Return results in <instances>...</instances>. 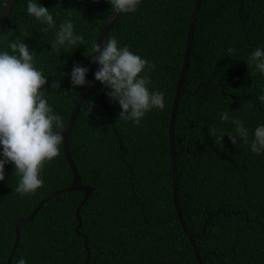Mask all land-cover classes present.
Masks as SVG:
<instances>
[{"label": "trees", "instance_id": "16d2710c", "mask_svg": "<svg viewBox=\"0 0 264 264\" xmlns=\"http://www.w3.org/2000/svg\"><path fill=\"white\" fill-rule=\"evenodd\" d=\"M194 1L142 0L135 12L122 13L114 22L105 43L114 36L119 47L128 46L155 65V71L148 72L149 89L164 93L165 108L152 109L135 125L119 118V103L97 82L69 134L82 184L93 186L80 210L82 234L76 231V209L85 192L61 193L21 225L11 264L21 258L26 264H85L88 253L87 264H198L173 200L169 139ZM35 2L49 9L56 27L45 31L46 24L28 15V0H16L0 32V51L12 54L9 43L16 39L33 51L34 66L48 81L42 89L45 98L62 116L63 128L86 86H72L73 65L87 67L89 81L96 64L93 45L114 9L110 0ZM4 3L0 0V14ZM67 19L84 44L66 45L58 52L51 44ZM230 47L235 49L231 55ZM257 48H264V0H202L186 92L175 122L178 200L202 264H264V153L250 150L256 127L264 125V105L259 101L264 74L247 63ZM201 81L207 88L202 84L193 94ZM88 104L94 107L87 114ZM221 112H228V121L220 119ZM233 117L248 128V143L239 137L237 145L229 140L226 132L234 131ZM59 147V156L45 163L43 186L34 194L14 191L20 177L12 163L5 164V179L0 181V264H7L15 222L48 194L72 183L63 143Z\"/></svg>", "mask_w": 264, "mask_h": 264}, {"label": "clouds", "instance_id": "9594fccd", "mask_svg": "<svg viewBox=\"0 0 264 264\" xmlns=\"http://www.w3.org/2000/svg\"><path fill=\"white\" fill-rule=\"evenodd\" d=\"M139 3L140 0H110L114 13L135 12ZM27 13L46 24L45 31L56 27L49 9L35 0H28ZM79 44H84V37L75 33L73 22L67 19L60 24L51 45L59 52L66 45L74 48ZM9 47L12 54L0 51V155L3 157L0 159V181L5 179V164L12 163L20 177L14 191L24 196L34 194L43 186L41 172L45 163L60 154L63 137L54 127L62 128V116L54 112L45 98L42 89L48 81L34 66L33 51L19 39L10 41ZM227 52L231 55L235 49L230 47ZM92 60L100 65L94 73L95 79L110 89L107 95L121 107L119 118L139 125L147 112L164 110V93L149 89L152 80L148 72L155 71L153 63L130 51L128 46L119 47L114 36L102 45H93ZM247 63L264 74V48L253 51ZM88 71L87 67L73 65L70 76L74 88L88 84ZM56 86L53 82L52 87ZM259 101L264 105V95ZM92 107L94 105L88 104L87 114ZM220 119L228 121V112H221ZM231 122L234 131L226 132L231 143L237 145V137L248 143L249 131L243 121L233 117ZM210 132L215 137V129L210 128ZM224 135L219 139L223 140ZM250 150L258 155L264 153V125L256 127ZM18 264H26V261L21 258Z\"/></svg>", "mask_w": 264, "mask_h": 264}, {"label": "water", "instance_id": "95a60500", "mask_svg": "<svg viewBox=\"0 0 264 264\" xmlns=\"http://www.w3.org/2000/svg\"><path fill=\"white\" fill-rule=\"evenodd\" d=\"M141 1L142 0H140V2ZM15 2H16V0H5L3 10L0 14V32L3 29L9 15L11 14ZM201 3H202V0H195L194 4H193V9H192V13H191L190 21H189V28H188V32H187V42H186V47H185L183 64L181 67V71H180L179 79H178V84H177L175 96L173 99V104H172V108H171V115H170V126H169V130H170V138H169L170 139V154H171V158H172V175H173V200H174V203L176 206L177 215H178V218L181 222V225H182L185 233L189 237L191 244L194 247V250H195V253H196V256L198 259V264H202V258L200 256L199 251L197 249V246L195 244L194 234H192L190 232V230L188 229L187 224L183 218L182 210H181L180 203L178 200V173H177L178 151L176 149V144H175V122H176L177 109H178L180 97L182 94H184L186 92L184 89V83H185V79H186V75H187V71H188V66H189V62H190L191 50H192V46H193V39H194V33H195V25H196V20H197L198 12L200 10ZM121 14L122 13L112 12V14L109 16V18L105 21V23L101 27V31H100V34L98 36L96 43H99L101 45H102V43H105V39L107 37L108 32L110 31L112 25L114 24V22L118 19V17ZM99 68H100V65L97 62L95 64L94 72L90 75L88 84L84 87V89L77 96V99H76L74 106L71 110V114H70L68 122L60 130L61 135L63 137L62 143H63V147H64L65 156H66L67 161H68V163L72 169V172H73L72 183L67 187L55 190L52 193L48 194L46 197H44L39 202V204L33 209V211L28 216L23 217V218H21L15 222L16 237H15L13 247L10 251L9 256H8L7 264H11L13 255L18 248V245L20 242V235H21V225L31 221L34 218V216L39 212V210H41V208L44 206V204L46 202H48L51 198H53V197H55L61 193H65L68 191H74V190L75 191L82 190L85 192L84 198L82 199V201L80 202V204L78 205V207L76 209L77 218L79 220V223L76 227V231L79 234H82L79 231L80 227L82 226V218L80 216V210H81L82 206L84 205V203L86 202V200L88 199V197L92 194L93 186L82 184V178L80 176L79 170L77 168V165L73 159V156H72V153L70 150L69 134H70V131L72 130V128L74 127V125L76 124L81 105L83 104L85 98L91 93V91L94 89V87L96 86V84L98 82L95 79L94 73L97 70H99ZM202 84L204 85V83L201 81L199 83L197 89L192 93L195 94L197 92L199 86ZM204 86L206 87V85H204ZM217 86L221 87V91L223 94H227L224 90L223 85H217ZM217 86H215V87H217ZM102 98L104 99V93L102 94ZM87 244H88V237L85 236V245L87 246ZM87 249L89 250L88 246H87ZM88 260H89V253H88L85 264L88 263Z\"/></svg>", "mask_w": 264, "mask_h": 264}]
</instances>
